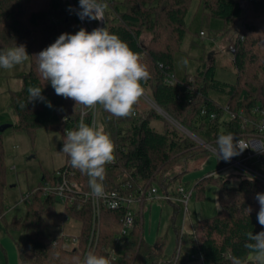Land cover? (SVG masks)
I'll use <instances>...</instances> for the list:
<instances>
[{"label": "trees", "instance_id": "1", "mask_svg": "<svg viewBox=\"0 0 264 264\" xmlns=\"http://www.w3.org/2000/svg\"><path fill=\"white\" fill-rule=\"evenodd\" d=\"M194 1L105 0L108 8L103 27L140 54L150 73L147 82L142 83L152 102L172 120L217 147V137L232 134L239 125L237 120L232 129L228 123L221 122L224 104L236 113L244 109L251 114L256 106L264 108V0H197L204 16L225 23L223 32L226 28L238 29L232 50L236 81L229 84L217 80L214 65L206 62L198 66L195 74H186L174 85H168L167 75L175 74V54L182 51L189 33L186 18ZM78 10L79 0H0V48L22 44L30 55V69L22 76L21 90L11 94V104L17 115L14 127L32 137L37 130L47 129L60 132L65 139L66 130L77 127L83 112H86V123L91 120L89 109L55 94L50 83L41 77L35 56L59 35L75 34L83 28ZM146 34L151 36L148 45L143 40ZM32 86L43 89L42 95L51 102L52 108L39 100L29 102L28 88ZM98 108V126L104 128L115 145V161L106 165L104 183L108 190L129 193L156 185L162 188V193L171 194L174 182L189 171L187 159L196 158L199 152H208L142 98L134 105L133 114L125 118L111 115L100 105ZM203 110L207 111L206 116L202 115ZM212 112L218 118L208 120ZM177 165L183 166V171L170 175ZM52 175H46L31 190V203L25 216L6 223L8 231L25 230L27 234V240L16 246L20 264H81L89 251L109 260L114 251L119 259L113 264H189L192 261L232 264L233 256L242 258L245 264H256L251 259L254 254L245 248L248 242L245 234L264 230L257 222L260 205L255 197L257 193H264V184L260 182L245 179L238 187H231L223 178L207 176L197 180L193 189L199 198L203 197L209 182L217 184L220 210L211 218L200 219L183 236L181 227L177 226L181 208L178 203L168 201L174 208L171 227L177 234L178 246L169 255L159 245L161 238L155 242L145 239L139 215L130 234L116 243L125 210H103L98 240L90 246V205L81 210L62 208L59 213L56 197L42 193L43 181ZM7 185V167L0 154L1 219ZM248 208H251L249 214ZM53 215L63 219L68 216L79 222L77 243L47 236L45 219Z\"/></svg>", "mask_w": 264, "mask_h": 264}, {"label": "rangeland", "instance_id": "2", "mask_svg": "<svg viewBox=\"0 0 264 264\" xmlns=\"http://www.w3.org/2000/svg\"><path fill=\"white\" fill-rule=\"evenodd\" d=\"M198 3L197 0L192 3L186 18L189 33L182 45V51L175 54V76L180 79L186 74L193 75L199 65L208 62L209 65H214V76L217 80L233 84L236 81V74L232 50L238 36V29L226 28L227 31L223 32L225 23L222 20L204 16ZM90 22L94 29L100 25L99 20H90ZM201 32L205 35H200ZM150 39V35L143 36L146 45L149 44ZM6 49L10 48H0V50ZM29 69L30 59L13 69L0 68V126L13 125L4 132H0V154L7 167L8 183L5 189L4 217L2 219L0 217V264H20L16 246L27 240V234L25 230L8 231L6 223H12L15 217L21 218L27 213V205L21 203V198L26 197L32 189L38 187L46 175L64 166L67 157L60 151L64 140L60 132L39 129L32 137L29 133L14 127L17 123V115L12 108L11 94L21 90L22 76ZM141 98L151 106L148 101ZM154 125L161 128L158 123ZM187 166L189 172L174 182L173 191L180 184L193 189L197 180L216 171L219 164L217 156L212 152H199L196 158L187 159ZM183 168L180 165L175 166L170 175L181 173ZM159 190L160 193L163 192L161 187ZM178 205L181 211L178 215L177 226L180 228L183 224L184 208L180 203ZM219 205V188L217 184L209 182L203 197L199 198L195 194L189 202L191 220L189 219L186 223V231L190 229L191 223L196 224L201 218L215 216L219 211ZM173 209V205L168 201L147 200L141 224L145 239L155 242L157 237L161 238L159 245L169 255H172L178 248L177 234L171 227ZM57 210L61 213L62 207L57 206ZM45 222L48 224L47 236L52 239L58 237L62 228L64 234L71 238L77 237L80 233L79 222L72 219L64 220L61 216L53 215L46 217ZM180 235L184 234L180 232ZM251 259L255 261L254 255ZM189 264H198V262L192 261Z\"/></svg>", "mask_w": 264, "mask_h": 264}, {"label": "clouds", "instance_id": "3", "mask_svg": "<svg viewBox=\"0 0 264 264\" xmlns=\"http://www.w3.org/2000/svg\"><path fill=\"white\" fill-rule=\"evenodd\" d=\"M108 4L105 0H79L77 15L81 20H104ZM41 77L50 83L57 96L71 99L75 105L94 109L97 105L117 118L133 114L134 105L144 95L142 82H147L150 73L127 42L106 27H98L91 32L80 28L75 34L63 33L44 50L35 55ZM30 55L25 45L0 50V68L9 70L28 61ZM43 89L28 88L29 102L39 100L52 108L53 105L42 95ZM82 113L77 127L66 130L60 150L66 154L74 169L89 177L91 195L96 199L105 197L103 181L106 165L114 163L115 145L102 126L93 120L85 123ZM216 155L229 161L247 147L244 142L234 139L231 133L220 134L216 140ZM249 179H252L249 177ZM259 211L257 222L264 228V193H257ZM247 214L251 208L246 209ZM245 248L254 254L256 264H264V230L247 232ZM232 264H245L233 256ZM81 264H111L110 260L87 252Z\"/></svg>", "mask_w": 264, "mask_h": 264}, {"label": "built area", "instance_id": "4", "mask_svg": "<svg viewBox=\"0 0 264 264\" xmlns=\"http://www.w3.org/2000/svg\"><path fill=\"white\" fill-rule=\"evenodd\" d=\"M81 20V19H80ZM83 28L91 32L94 28L91 26V22L88 18L81 20ZM104 22L100 21L99 27H103ZM204 36V32L200 33ZM165 82L168 85H174L177 82L175 74H168ZM148 101L153 108L159 113L168 118L172 123L178 126V128L191 139H193L199 147H202L208 152H212L216 155V148L213 143L207 142L196 134L185 128L180 123L175 122L169 116H167L159 107H157L149 96L144 92L142 96ZM223 116L221 122H226L230 126H233L239 120L238 130L232 132L235 140L241 139L244 142V146L247 148L238 156L231 158L229 161L219 159V167L216 171L210 173L208 176L223 178L228 181L229 186L238 187L239 184L247 179L264 184V108L256 106L252 109L251 114H247L244 109H240L237 113L233 112L230 105H223ZM91 112V120L88 124H91L93 120L98 125L99 108L98 105L94 109H89ZM86 113V112H83ZM202 115L206 116L207 111L203 110ZM218 118L216 112L209 114L208 120H215ZM85 120V115L83 116ZM235 128V127H234ZM70 130V129H68ZM251 177L252 179H249ZM234 183V184H232ZM105 197L102 199H96L91 195V189L89 187V177L79 170L74 169L68 157L64 166L57 169L50 179L43 181L42 193L44 196H55L57 203L62 208L76 207L78 210L84 208L85 205H90L92 216V237L91 243L97 241L100 232L101 216L104 209L117 211L125 210V214L122 218V231L116 238V243H121L122 240L130 234L132 229L136 225L137 216H140V222L142 224V215L144 212L145 202L151 201H173L180 203L183 210V224L181 226V232H186V223L190 219L189 214V202L193 198L195 191L189 189L186 186L180 184L175 191L172 190L171 194L160 193L159 188L156 185L141 188L129 193H122L116 190L106 189L105 183ZM30 191L26 197L21 198V203L29 205L31 203ZM68 216H64V220H69ZM63 237L66 241L77 243V237H69L64 234L62 228L57 238ZM179 253V252H178ZM119 256L113 251L110 255V262L113 264L118 261Z\"/></svg>", "mask_w": 264, "mask_h": 264}, {"label": "water", "instance_id": "5", "mask_svg": "<svg viewBox=\"0 0 264 264\" xmlns=\"http://www.w3.org/2000/svg\"><path fill=\"white\" fill-rule=\"evenodd\" d=\"M104 22V20H103ZM13 125L11 124H3L0 126V132H4L5 130H7L8 128H11Z\"/></svg>", "mask_w": 264, "mask_h": 264}, {"label": "crops", "instance_id": "6", "mask_svg": "<svg viewBox=\"0 0 264 264\" xmlns=\"http://www.w3.org/2000/svg\"><path fill=\"white\" fill-rule=\"evenodd\" d=\"M189 172V171H188ZM182 179V178H181ZM196 194V193H195ZM194 194V195H195ZM219 210H220V205H219ZM201 219H205V218H201ZM190 220H191V215H190ZM190 222V221H189ZM193 224L191 223L190 226H192ZM189 230V229H188ZM158 238V237H157ZM167 254V253H166Z\"/></svg>", "mask_w": 264, "mask_h": 264}]
</instances>
